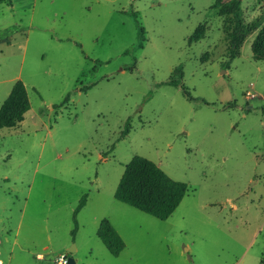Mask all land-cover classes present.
I'll list each match as a JSON object with an SVG mask.
<instances>
[{"label":"rangeland","instance_id":"obj_1","mask_svg":"<svg viewBox=\"0 0 264 264\" xmlns=\"http://www.w3.org/2000/svg\"><path fill=\"white\" fill-rule=\"evenodd\" d=\"M227 1L0 4V33L18 30L0 40V106L16 81L29 105L0 129L1 264H264V61L251 51L264 2L240 0L248 29L229 62ZM134 156L187 185L166 220L114 198ZM103 219L118 256L96 235Z\"/></svg>","mask_w":264,"mask_h":264},{"label":"trees","instance_id":"obj_2","mask_svg":"<svg viewBox=\"0 0 264 264\" xmlns=\"http://www.w3.org/2000/svg\"><path fill=\"white\" fill-rule=\"evenodd\" d=\"M4 1L7 0H0V4ZM217 12L219 16L229 17L227 20L228 25H230L228 31L230 62L239 55L248 29L243 22L241 1L229 0L221 4ZM17 31L16 27L5 29L0 33V40L8 39ZM202 38L203 34L198 33L195 29L188 38V43L197 42ZM251 51L256 61H264V28L253 40ZM179 69H181L180 66L173 72L179 71V77H182ZM85 90L86 88L82 89V91ZM68 101L69 95L64 98L59 106H63ZM28 109L29 105L24 87L19 81H16L0 106V129L17 126L23 120V115ZM128 128L129 121L127 120L123 135L127 134ZM186 192L187 185L185 183L171 179L154 162L144 157L134 156L125 166L114 191V198L156 219L166 220L178 207ZM85 200L86 196L84 195L75 208L74 221L76 214L85 205ZM71 234L74 236L75 230ZM96 235L113 256H118L124 248L122 239L107 219L101 221Z\"/></svg>","mask_w":264,"mask_h":264},{"label":"built area","instance_id":"obj_3","mask_svg":"<svg viewBox=\"0 0 264 264\" xmlns=\"http://www.w3.org/2000/svg\"><path fill=\"white\" fill-rule=\"evenodd\" d=\"M65 263H66V256L65 255L59 256L56 260V264H65Z\"/></svg>","mask_w":264,"mask_h":264},{"label":"water","instance_id":"obj_4","mask_svg":"<svg viewBox=\"0 0 264 264\" xmlns=\"http://www.w3.org/2000/svg\"><path fill=\"white\" fill-rule=\"evenodd\" d=\"M69 252H72L71 250ZM65 264H75L74 260L71 257H68L66 259V263Z\"/></svg>","mask_w":264,"mask_h":264},{"label":"crops","instance_id":"obj_5","mask_svg":"<svg viewBox=\"0 0 264 264\" xmlns=\"http://www.w3.org/2000/svg\"><path fill=\"white\" fill-rule=\"evenodd\" d=\"M10 3V2H9ZM40 257V256H39ZM0 264H1V261H0Z\"/></svg>","mask_w":264,"mask_h":264}]
</instances>
